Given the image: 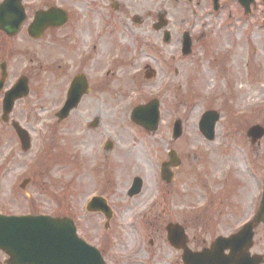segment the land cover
Masks as SVG:
<instances>
[{
	"label": "rangeland",
	"instance_id": "rangeland-1",
	"mask_svg": "<svg viewBox=\"0 0 264 264\" xmlns=\"http://www.w3.org/2000/svg\"><path fill=\"white\" fill-rule=\"evenodd\" d=\"M112 2L124 12L111 9L108 0H68L64 5L75 14L73 36L50 43L52 69L40 75L28 101L13 110L17 124L28 132L30 149L22 152L16 140L11 150L0 124V214L65 213L89 244L97 227L95 216L84 210L91 197L99 195L121 214L136 208L154 195L160 164L170 150L181 161L164 189H172V223L179 222L178 215L194 217L207 193L241 202L260 196L264 137L250 145L245 133L254 125L264 128V24L235 20L223 30L225 19L220 10L213 12L211 0ZM160 18L167 25L156 31L153 24ZM163 31L171 36L168 45L162 43ZM183 33L191 38L186 57L180 53ZM82 61L90 81L106 72L105 86L83 97L57 123L54 114L65 97V82ZM60 64L63 69L57 68ZM151 100L159 103L153 134L129 118L134 107ZM209 110L219 115L212 142L198 131ZM94 120L97 127L89 128ZM175 120L182 134L172 140ZM106 142L112 145L104 152ZM135 177L142 189L138 201H128ZM126 216L119 217L121 228H127ZM256 244L255 251L264 252L263 234ZM178 260L172 250V264Z\"/></svg>",
	"mask_w": 264,
	"mask_h": 264
},
{
	"label": "flooded vegetation",
	"instance_id": "flooded-vegetation-1",
	"mask_svg": "<svg viewBox=\"0 0 264 264\" xmlns=\"http://www.w3.org/2000/svg\"><path fill=\"white\" fill-rule=\"evenodd\" d=\"M5 1L0 0V7ZM42 1L18 0V9L13 6L9 13L5 12L2 26L0 25V124L2 131L7 132L3 139L9 142L11 150L16 145L13 124L17 122L14 117V108L17 104L28 101L34 83H39L40 75L52 69L49 65L51 57L47 53L49 46H52L50 43L56 39L65 40V37H72L74 32V27L70 24L75 14L64 6L68 0H60L61 2L56 0L59 2L58 5L49 4L47 0ZM108 1L111 9L124 12L121 4H115L112 0ZM33 4H36L35 8ZM75 5L82 6V3L76 1ZM51 7L63 10L67 17L66 22L56 28L35 27L33 25L35 14L47 11ZM219 10L222 19H225L222 25L223 30L231 28L235 20L244 24L248 23L249 19L261 23L264 18V0H219ZM258 12L260 15L256 14ZM20 14L21 21L17 25ZM62 48L63 46L59 45V49ZM63 50L64 48L61 51ZM77 64L79 70L65 82L66 90L75 76L81 77L80 85L88 89L89 94L95 92L96 88L105 86L106 72L101 78L90 81L82 69L84 61ZM57 68L63 69L64 66L60 64ZM64 77L62 75V78ZM18 82L22 83L24 88L19 93L18 99L14 101L12 110L4 115V97ZM4 118L5 121H3ZM54 118L59 123L58 118L55 116ZM94 123L97 121L94 120L92 124ZM171 184L172 180L171 182L160 181L155 186V191L153 190L155 193L152 191L153 196L150 195L138 202L136 208L126 210L123 214L117 212L118 209L111 208L106 199L101 197L105 201L103 206L108 209V213L97 211L98 209L93 207L90 214L95 216L97 227L93 229L94 241L89 245L99 253L104 264H172V250L179 257L175 264H186L183 260L184 248L177 249L172 246V189L164 190ZM141 189L142 185L136 196L140 194ZM134 197L128 196L127 191L128 201L137 199ZM241 200V198L229 196L213 197L207 193L196 215H192L194 217L186 214L178 215L179 222L173 223L179 224L184 231L185 250L191 254L200 253L209 249L216 239L221 238L223 242L219 247L220 256L225 257L229 249L235 247L231 239L245 227L252 233V244L249 248L245 247V243L240 246L244 260L239 264L246 262L264 264V252L255 251L257 236L260 233L264 236V215L259 218V221H256L255 217L263 198L253 196L244 202ZM36 215L50 218L63 217L57 213ZM122 215H127L126 219H123L127 228H121L118 225L119 217ZM195 231L197 234L192 235ZM225 246H228V250H225ZM55 257L59 256H48L44 264L58 263ZM7 261L8 257L0 251V264H6ZM202 263L209 264L208 260Z\"/></svg>",
	"mask_w": 264,
	"mask_h": 264
},
{
	"label": "water",
	"instance_id": "water-1",
	"mask_svg": "<svg viewBox=\"0 0 264 264\" xmlns=\"http://www.w3.org/2000/svg\"><path fill=\"white\" fill-rule=\"evenodd\" d=\"M215 10H217V0H213ZM38 16V20L45 23L47 26L59 25L64 20L58 15V13L52 12ZM165 25L164 22H160L155 26L156 30H160ZM163 42H169V34L164 33ZM190 53V39L187 34L183 37L182 55L186 56ZM14 88L4 100V107L8 111L15 99ZM86 91L79 86L77 79L74 81L72 88L67 94V99L62 110L57 114L59 120L67 117L68 113L76 107L80 97L85 94ZM130 120L142 127L149 133H154L158 126L159 114H158V102L156 100L150 101L145 106H139L132 110ZM218 120V115L214 112L205 113L199 123V130L202 135L208 139H213L214 125ZM97 124H93L92 127H96ZM17 136L20 140L22 150L29 148L28 137L24 131L15 127ZM181 135L180 122L176 121L173 126L172 139L175 140ZM264 135V130L259 126H254L247 131V137L251 139L253 144L255 141L260 140ZM111 147L108 144L107 148ZM169 162L161 165V178L162 180L169 182L173 178V173L169 171V168H177L180 165V160L176 156L174 151L168 153ZM27 182H24L21 186L23 188ZM141 181L134 179L133 186L128 193L129 196H134L138 193ZM263 198H264V182H263ZM100 199H93L88 205V211H92L95 207L101 210L103 213H108V209L101 205ZM261 212H264V201L261 203ZM182 229L178 225H172V246L180 247L183 243ZM245 231L239 235L233 237L232 242L238 244L243 238H247L248 243L245 247L250 246V234L244 237ZM219 243H215L211 250L205 251L195 256L190 257L188 253L183 256V260L186 264H202L204 260L209 261V264H239L244 260L242 252L239 249L233 251L229 256H220L221 252H216ZM0 249L9 256L8 264H44L45 255L58 254V263L55 264H103L97 253L90 249L86 244L79 240L75 235V229L69 219H50L46 217H7L0 215ZM247 263V262H246ZM244 263V264H246ZM256 262L255 264H257Z\"/></svg>",
	"mask_w": 264,
	"mask_h": 264
},
{
	"label": "bare ground",
	"instance_id": "bare-ground-1",
	"mask_svg": "<svg viewBox=\"0 0 264 264\" xmlns=\"http://www.w3.org/2000/svg\"><path fill=\"white\" fill-rule=\"evenodd\" d=\"M142 153H143V151H142ZM130 155V154H129Z\"/></svg>",
	"mask_w": 264,
	"mask_h": 264
}]
</instances>
